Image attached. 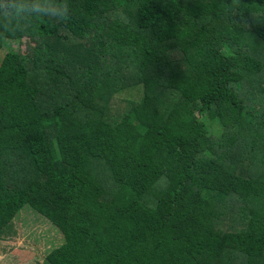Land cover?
<instances>
[{
	"label": "trees",
	"instance_id": "trees-1",
	"mask_svg": "<svg viewBox=\"0 0 264 264\" xmlns=\"http://www.w3.org/2000/svg\"><path fill=\"white\" fill-rule=\"evenodd\" d=\"M68 3L0 25V234L27 205L49 264H264V0Z\"/></svg>",
	"mask_w": 264,
	"mask_h": 264
},
{
	"label": "rangeland",
	"instance_id": "rangeland-1",
	"mask_svg": "<svg viewBox=\"0 0 264 264\" xmlns=\"http://www.w3.org/2000/svg\"><path fill=\"white\" fill-rule=\"evenodd\" d=\"M4 44L12 50L26 51L24 40L19 45L14 41H6ZM216 47L218 48V44H214L211 50ZM5 53L6 49L3 48L0 55ZM212 87L213 81L201 75L190 97H199L211 91ZM201 121L210 133H219L216 119H209L203 113ZM197 192L198 190L180 192L176 200L180 205H186L198 199ZM63 241V235L54 225L25 205L11 218L0 234V264H49L48 254Z\"/></svg>",
	"mask_w": 264,
	"mask_h": 264
},
{
	"label": "clouds",
	"instance_id": "clouds-1",
	"mask_svg": "<svg viewBox=\"0 0 264 264\" xmlns=\"http://www.w3.org/2000/svg\"><path fill=\"white\" fill-rule=\"evenodd\" d=\"M70 15L68 0H0V25L6 29L24 30L45 19L67 22Z\"/></svg>",
	"mask_w": 264,
	"mask_h": 264
}]
</instances>
